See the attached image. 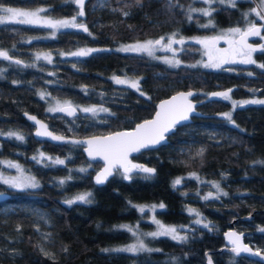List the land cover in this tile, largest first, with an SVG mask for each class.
Returning a JSON list of instances; mask_svg holds the SVG:
<instances>
[{
	"label": "trees",
	"instance_id": "1",
	"mask_svg": "<svg viewBox=\"0 0 264 264\" xmlns=\"http://www.w3.org/2000/svg\"><path fill=\"white\" fill-rule=\"evenodd\" d=\"M0 4L44 7V13L54 17L78 13L74 0H0ZM252 5L253 0H237L235 7L216 1L212 15L206 16L190 11L203 7L201 0H87L85 18L77 16L87 24L86 33L64 28L51 36V30L40 25H0V49L22 62L0 58V132L14 128L25 137L20 141L0 135V157L16 159L40 185L21 190L0 182V191L9 193L0 201V264H206L205 251H212L215 264H263L214 249L224 243L223 231L234 218L239 231L242 222L247 224L244 240L264 248V104H238L231 110L230 100L221 97L203 102L198 105L202 114L177 126L167 143L135 156L154 166V174L136 171L125 179L116 170L100 186L91 179L100 163L88 161L81 145L35 139L32 124L22 115V111L37 114L57 133L87 136L130 128L151 116L157 100L181 89H195L196 98H202L211 90L233 86L232 97L264 98V68L258 66L264 64L262 50L253 53L255 64L212 69L196 64L199 51L190 41L178 53V66L117 49L148 37L176 34L175 38L186 39L216 33L241 23ZM209 21L210 26L202 27ZM79 46L99 51L84 57L59 55ZM38 52L50 55L51 63L37 59ZM122 75L136 78L139 91L115 83L113 78ZM50 96L70 100L76 107L93 105L108 111L67 117L47 111ZM225 113L232 114L231 121ZM39 151L65 164L34 160ZM177 179L180 184H174ZM213 182L219 189L211 186ZM81 191L91 193V203H64ZM209 192L212 196L203 199ZM161 203L165 208L159 207ZM144 204L157 207L141 213L138 206ZM251 212L249 220L241 219ZM197 213L207 222L197 224ZM152 214L162 222L184 226L187 240L145 235L146 248L154 251H112L132 239L122 225L137 224L150 231Z\"/></svg>",
	"mask_w": 264,
	"mask_h": 264
},
{
	"label": "snow or ice",
	"instance_id": "2",
	"mask_svg": "<svg viewBox=\"0 0 264 264\" xmlns=\"http://www.w3.org/2000/svg\"><path fill=\"white\" fill-rule=\"evenodd\" d=\"M75 3L80 5V11L78 13L79 16H83V4L84 0H74ZM205 2H211V0H205ZM220 4H224L225 0H218ZM237 0H227V3L235 7ZM47 10L44 8H38L34 11L23 10L20 8L8 7L3 4H0V25L6 24L9 22L22 24V25H40V26H47L52 29H60V28H73V29H82L84 32H88V28L83 24H78L76 22V17H72L69 19L63 20H52V19H44L41 17V13L46 12ZM190 11H202L204 15L211 16L212 13L207 9L197 10V9H190ZM251 13H254L256 17H259L260 20H264V0H258V3L255 7L250 9ZM128 13H125L127 15ZM245 17L249 15V13L244 14ZM212 24V21H209V24L202 25V27H208ZM264 27V26H262ZM261 33V28L256 26V23L252 20L248 21V27L246 30L242 31L240 28H232L230 29L225 36L229 37L228 43L229 48L220 50L215 47L216 42L222 38L215 37L213 40H198L197 43H201L207 49V56L209 63L204 64L205 68H220L224 64L228 63H236V56H242L239 62L244 64H255L256 61L252 59L253 52L257 51V49L253 48L251 45L247 44V37L248 36H258ZM176 34H173L171 37L168 38V42L164 43L165 38L161 37L158 40L146 41L144 43H137L135 45H129L122 47L119 51L123 52H144L147 53L149 56H154L155 51L157 50V46H159L162 50L167 51H175L173 49V44H180L183 45L185 41L181 39L175 38ZM239 36V40H233L231 37ZM261 50L264 51V45H261ZM99 51L98 49H80L77 52L72 53L74 56L84 57L90 55L92 52ZM0 57L10 60L11 57L9 56L8 52L0 51ZM37 59H40V56L37 55ZM43 59L51 63V56L44 55ZM166 63L178 66L179 61L176 59H166ZM16 64H21L22 62L17 60L15 61ZM260 68H264V64L258 65ZM27 67V65H26ZM251 75V73H249ZM115 83L117 84H128L131 88L137 89L139 91V81H129L124 79H119L114 77ZM232 90L229 89L225 92H217L212 93V97H221L224 100L231 99L230 92ZM41 98H44V93H40ZM143 95V93H141ZM197 95V93L189 91L187 93L180 92L176 96H173L170 100H165L160 103L159 111L156 112L155 118L152 120H145L143 123L136 125L135 129L130 132H117L112 135L106 137H92L87 141H69L66 137L62 135H54L51 131L48 130L47 125L43 124L42 122L36 120L34 116H29L28 119L34 121L36 124L39 125V130L37 131V136L42 137H49L54 141L66 142V143H86L87 148L86 151L88 152L89 156L95 158L96 156H102L107 162V166L104 168L103 171L98 173L95 177L97 184H103L106 182L109 176L113 175V169L122 170V174L124 175L125 179H131L129 173L133 170H138L142 173L147 174H154L155 169L148 168L143 165H138L132 163L128 156L132 152H139L141 149H146L151 146H155L160 144L161 141L165 140V134L174 129V127L182 122L187 121L190 117V114L195 111V105L190 100V97ZM239 103L241 106L245 104H264V100H245V101H232L233 107ZM77 107L73 106L70 101H66L64 103H60L59 101L56 103L55 106H51L47 109L48 112H63L66 113L68 116H76ZM83 112H91L95 115L97 112H107L108 109L106 108H99L96 107H86L80 109ZM27 115V114H26ZM229 121L232 120L231 113L223 114ZM71 130V129H70ZM0 135H4V133L0 132ZM7 136L15 137L16 139L23 141L25 137L15 132H8ZM203 149L200 150L198 155H202ZM45 154L40 153L39 159L37 157H33L34 160L44 159ZM48 160H51L55 165H63L65 164V160L60 158L53 159L52 157H47ZM9 167H17L18 165L12 164L11 162L8 163ZM80 172H85L87 169L80 168ZM22 172V170H21ZM70 178V177H69ZM0 182L4 184H8L17 189H26V188H37L39 187L38 181L35 180L34 177L31 176H23L14 177V178H5L0 176ZM65 181L61 180L60 183L63 184ZM181 180L177 179L174 184H180ZM215 187L219 189V184H216ZM223 195H227V193H223ZM91 196V193L79 194L76 195L74 198L67 199L64 203L68 205H72L77 201L83 203H91L92 201L88 198ZM212 196L209 193L207 196H204L203 199L208 200ZM139 211L141 213L144 212L143 206H138ZM153 210L155 209V205L152 206ZM161 209L165 208V205L161 203L159 205ZM189 212H196L195 209H188ZM199 215V213H197ZM154 223L158 225V230L155 232L145 233L144 235L152 236V237H159V236H170L172 240L175 241H186V236H181L177 232V229L174 226H166L163 225L159 220H154ZM197 224L202 223L201 220L196 221ZM121 227L127 229L128 232L132 233L133 236L137 237L136 243L128 245L124 248H117L112 249V251L117 252H131L136 253L138 251H154V249L146 248L143 240L139 238L140 234L134 231L133 227L129 225H122ZM138 227V226H137ZM205 227L208 225L205 224ZM264 231V229H261ZM228 239L233 245L232 251L236 253L246 252L251 253L255 256H260L261 252L257 250L256 252H252L247 245H244L241 242V236L237 235L234 232L227 233ZM104 251H109L105 249Z\"/></svg>",
	"mask_w": 264,
	"mask_h": 264
},
{
	"label": "rangeland",
	"instance_id": "3",
	"mask_svg": "<svg viewBox=\"0 0 264 264\" xmlns=\"http://www.w3.org/2000/svg\"><path fill=\"white\" fill-rule=\"evenodd\" d=\"M204 2V6L203 7H198L197 10H202V9H207L209 11H211L213 9V4L218 1V0H211V2H205V0H201ZM225 2H227V0H225ZM258 3V0H253V5L249 8H247V10L244 11V14L245 13H249V15L247 17H245V15H243V18H242V22L239 23V24H234V25H230V26H227V27H224V28H221L219 29L216 33H211V34H204V35H196V36H193V37H189V38H186V39H183L185 42L186 41H190V42H193L197 48H198V51H199V58H197V62L196 64H200L202 67H204L203 65L206 64V63H209V60H208V56H207V49L205 48V46L201 43H197L198 40H208V41H211L213 40L215 37H221L223 36L224 38L218 40L216 42V45L215 47L220 49V50H224V49H228L229 48V43H228V40H229V37L225 36V34L232 28H240L241 30H244L245 28L248 27V21L249 20H252V21H260V23H264V20H260L259 17H256L254 13H251L250 12V9H252L253 7H255ZM8 7H11V6H8ZM14 8H20V9H23V10H28V11H34L38 8H44V7H35V8H25V7H14ZM196 12H199V13H202V11H196ZM41 17L44 18V19H52V20H63V19H71L72 17H75V16H68V17H54V16H51V15H48V14H45V13H41ZM76 19H77V16H76ZM44 27H47V26H44ZM51 30L50 32V35L53 36L55 35L59 30L61 29H64V28H60V29H52L50 27H47ZM235 37H231V39L235 40ZM169 38V37H168ZM168 38H166L164 40V43H167L168 42ZM176 39H181V38H176ZM149 40H152L154 41L155 40V37H148V38H145V39H140V40H135V41H131V42H126V43H122L120 44L119 46H117V49H121L122 47H125V46H129V45H135L137 43H144L146 41H149ZM87 48H91V49H96L95 47H92V46H79V47H76L70 51H61L59 53V55L63 58H74V57H78V56H74L72 55V53L74 52H77L79 51L80 49H87ZM173 49L175 50L174 52L173 51H167V50H162L159 48V46H157V50L155 51V54L154 58H157L161 61H164L166 59H176L179 61V64L181 63V60H180V57L178 56V53L181 51L182 49V45L180 44H173ZM134 53H141V54H146L148 55L147 53H144V52H134ZM37 55L40 56V59L42 58L43 59V56L46 55L45 53L43 52H38L36 53V58H37ZM48 55V54H47ZM236 59V63H240L239 61L241 59H243L242 56H236L235 57ZM252 59L254 60V57H253V54H252ZM166 63V62H165ZM236 63H228V64H224L222 65V67L220 68H226V67H229L233 64H236ZM168 64V63H167ZM170 65V64H168ZM170 66H173V65H170ZM212 69H219V68H212ZM116 78H119V79H124V80H129V81H137L136 78H131V77H128V76H117ZM128 85V84H127ZM50 101H49V105H48V108L51 107V106H55L56 103L59 101L60 103H64L66 101H70V100H66V99H61V98H58V97H52L50 96ZM250 100H264V98H260V97H252L250 98ZM249 100V101H250ZM242 101H245V100H242ZM71 102V101H70ZM72 103V102H71ZM77 105V104H76ZM79 109H82V108H86V107H96L97 109L101 108L100 106H93V105H77ZM81 114H93L91 112H83V111H80ZM100 112H97L96 114H98ZM8 132H15V133H18L20 135H23L21 132H19L18 130L14 129V128H8L6 131L2 132L4 133V136L6 137H9L7 136V133ZM42 151H39L38 152V158H39V154L41 153ZM44 153V152H42ZM45 154V158L44 160L45 161H51V160H48L47 157H52L46 153ZM53 159H55L56 157H52ZM11 162L12 164H15V165H18L19 168L17 167H9L8 166V163ZM52 162V161H51ZM22 170V172H21ZM21 175L23 176H31V177H34L35 180L37 181L36 177L31 173L29 172L26 168H24L16 159H13V158H8V157H0V176H3L5 178H14V177H20ZM190 176H193L195 178H198V173L196 172H191L189 173ZM3 183V182H2ZM217 183L216 182H213L211 184V186H215ZM8 185V184H6ZM10 186V185H8ZM12 187V186H11ZM85 193H88L87 191H81V192H77V193H74V194H71L69 195L68 197H66L65 200L67 199H71V198H74L76 195H79V194H85ZM210 193V192H209ZM156 206V204H150V205H147V204H144V205H141L144 207V209L148 208L150 209L151 211H153V207L152 206ZM155 207V208H156ZM198 216L200 218V220L203 222V223H206L207 221H203L202 220V216L199 214L197 215V220L198 219ZM154 220H159L158 218H156L153 214L151 216V222H153V225H154V228L150 231H144L143 229L140 228L139 225L137 224H133L131 227H133L134 231L138 232L140 234L139 238L143 240V243L145 245V247H147L146 243H145V233H150V232H155L158 230V225L156 223H154ZM163 225H166V226H174L176 229H177V232L179 233V235L183 236V231L181 229V227H184V226H177L175 224H171V223H165V222H162L161 220H159ZM138 226V227H137ZM262 227H260L261 229ZM242 229H240L241 231ZM136 240H137V237L136 236H132V239L127 242V243H123V244H120L118 246L115 247V249L117 248H124L128 245H131V244H134L136 243ZM249 242H253L255 243V241L253 239H249ZM255 245L260 248V249H264L262 247H260L259 245H257L255 243Z\"/></svg>",
	"mask_w": 264,
	"mask_h": 264
},
{
	"label": "water",
	"instance_id": "4",
	"mask_svg": "<svg viewBox=\"0 0 264 264\" xmlns=\"http://www.w3.org/2000/svg\"><path fill=\"white\" fill-rule=\"evenodd\" d=\"M87 0H84V4H83V12H84V15L81 17L78 15L79 11H80V5H78L77 3L74 2V5L78 7V13H77V16L81 19L85 18V3H86ZM78 24H83L85 25L87 28V24L85 22H79ZM256 26L257 27H260L261 28V32L263 31L264 27V24L263 23H256ZM247 28H245L244 30H246ZM78 32H82V33H86L84 32L82 29H74ZM243 30V31H244ZM261 34V33H260ZM259 36V35H258ZM258 36H248L247 37V44L248 45H251L253 48L257 49V51H259L261 49V45H264V41H259V42H255L254 40L258 37ZM161 37H157L155 40H158L160 39ZM154 40V41H155ZM235 40H239V36H236L235 37ZM0 51H4L2 49H0ZM10 56V55H9ZM11 59L10 61H15L16 58L10 56ZM2 58V57H0ZM4 59V58H3ZM234 87H227V88H223V89H215V90H211L207 93V95L201 99V100H196L194 99V96L190 97V100L192 101V103L195 105V111L193 113L190 114V117L187 121H182L180 123H178L174 129H172L171 131H169L168 133L165 134V140L161 141L160 144H157L155 146H151L149 148H146V149H141L139 152H132L129 154L128 156V159L134 163V164H138V165H143V166H146L148 168H153L155 169L154 166H151L145 162H142L140 160H138L137 158H135V156L140 153L141 151L143 150H149V149H155L157 147H159L160 145L162 144H165L168 142V136L175 130V128L177 126H180V125H183V124H187L189 122L192 121V117L193 116H199L201 115L202 113L196 108L197 105L203 103V102H206V101H210V100H217L219 99L220 97H212L211 94L212 93H217V92H225V91H228L229 89H233ZM189 91H192V92H195L197 93V91L195 89H181V90H177L171 94H169L168 96H165V97H162L160 98L159 100H157L156 104H155V108H154V111L152 112L151 116L145 118V119H142L138 122H136L132 127L130 128H122V129H117V130H113L111 132H107V133H103V134H91V135H87V136H74V135H64V134H61V133H57L55 132L54 130H52V128L50 127V125L48 124V122L46 120H44L43 118H41L40 116H38L37 114L33 113V112H29V111H22V115L23 117L29 122L32 124L33 128H32V136L37 139V140H46L48 142H52V143H65V142H60V141H54L52 139H50L49 137H42V136H37L36 133L37 131L39 130V125L36 124L34 121L32 120H29L28 117L29 116H34L36 118V120L42 122L43 124L47 125V128L49 131H51L54 135H62L64 137H66L67 140L69 141H75V140H80V141H87L88 139H91L92 137H106V136H109V135H112L114 133H117V132H130L132 130L135 129L136 125L140 124V123H143L145 120H152L155 118V115H156V112L159 111V105L161 102L165 101V100H170L173 96H176L178 93L180 92H189ZM72 104V103H71ZM73 105V104H72ZM240 105V104H239ZM246 105V104H245ZM74 106V105H73ZM60 114H63V115H66L67 117H73V116H68L66 113H63V112H58ZM27 114V115H26ZM78 114V110H77V113L76 115ZM73 144H76V143H73ZM82 146V151H83V154L85 156V158L91 162H99L100 165L99 167L93 172L92 176H91V179H92V182L95 184V185H103V184H97L96 183V180H95V177L98 173H100L101 171L104 170V168L107 166L108 162L102 157V156H96L95 158H93L92 156H89L88 152L86 151V148H87V144L86 143H81L79 144ZM117 169H113V174L115 173ZM120 172H122V170H119ZM138 170H133L131 173L129 174H132L134 172H136ZM113 175L109 176L108 179L110 177H112ZM107 179V180H108ZM106 180V181H107ZM9 196V193L6 192V191H0V201L1 200H4L5 198H7ZM253 216V212L245 215V216H242L241 219H244V220H249L251 217ZM234 221H236V218L232 219L230 222H229V226L223 231V241L224 243L215 248L214 251L215 252H221V251H227V252H230L236 256H240V255H243V256H246L250 259H253V260H256V261H259L261 263L264 264V252L263 251H260L261 252V255L260 256H255V255H252L251 253H246V252H240V253H236V252H233L232 251V248H233V245L231 244V242L229 241L228 239V236H227V233L229 232H234L236 233L237 235L241 236V242L244 244V245H247L250 249H252V252H256L257 249H255L252 245H250L249 243H247L245 240H244V234L242 231H239L236 226L234 225ZM211 251H205V262L206 264H214L212 258H211Z\"/></svg>",
	"mask_w": 264,
	"mask_h": 264
},
{
	"label": "flooded vegetation",
	"instance_id": "5",
	"mask_svg": "<svg viewBox=\"0 0 264 264\" xmlns=\"http://www.w3.org/2000/svg\"><path fill=\"white\" fill-rule=\"evenodd\" d=\"M76 22L78 23V22H80V20H78V19H76ZM255 23H260V21H255ZM264 24V23H263ZM243 31V30H242ZM156 39V38H155ZM255 42H259V41H264V29H263V31L261 32V34L254 40ZM261 50V49H260ZM256 52V51H255ZM254 53V52H253ZM207 95V94H206ZM205 97V96H204ZM204 97H202V98H196V96L194 97V99H196V100H201V99H203ZM230 97H231V99H229L230 100V102H231V110L234 108L233 107V104H232V101H236V102H240V101H242V100H244V99H239V98H237V97H232L231 96V94H230ZM246 100V99H245ZM248 100V99H247ZM239 103H237V105H238ZM200 105V104H199ZM236 105V106H237ZM235 106V107H236ZM196 108H198V105H197V107ZM194 117V116H193ZM193 117H192V120H193ZM241 225H243V228H242V232H243V234L245 235H247V233H248V231L246 230V228H247V224H246V222H242L241 223ZM246 226V227H245Z\"/></svg>",
	"mask_w": 264,
	"mask_h": 264
},
{
	"label": "bare ground",
	"instance_id": "6",
	"mask_svg": "<svg viewBox=\"0 0 264 264\" xmlns=\"http://www.w3.org/2000/svg\"><path fill=\"white\" fill-rule=\"evenodd\" d=\"M75 106V105H74ZM77 109H78V107H77ZM198 109V108H197ZM80 114V110L78 109V114L76 115V116H78ZM76 116H74V117H76ZM89 161V160H88ZM237 220V219H236ZM234 225L236 226V221H234ZM245 238V237H244ZM248 243V242H247ZM211 253H212V251H211ZM223 253V252H222ZM228 253V252H227ZM215 264V263H214Z\"/></svg>",
	"mask_w": 264,
	"mask_h": 264
},
{
	"label": "built area",
	"instance_id": "7",
	"mask_svg": "<svg viewBox=\"0 0 264 264\" xmlns=\"http://www.w3.org/2000/svg\"><path fill=\"white\" fill-rule=\"evenodd\" d=\"M258 248V247H257ZM258 249H260V248H258Z\"/></svg>",
	"mask_w": 264,
	"mask_h": 264
}]
</instances>
